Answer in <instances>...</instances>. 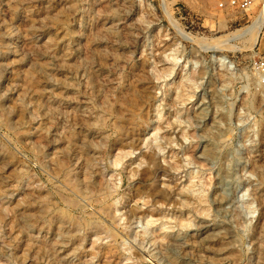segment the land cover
<instances>
[{"label":"rangeland","instance_id":"obj_1","mask_svg":"<svg viewBox=\"0 0 264 264\" xmlns=\"http://www.w3.org/2000/svg\"><path fill=\"white\" fill-rule=\"evenodd\" d=\"M262 9L0 0V264H264Z\"/></svg>","mask_w":264,"mask_h":264},{"label":"bare ground","instance_id":"obj_2","mask_svg":"<svg viewBox=\"0 0 264 264\" xmlns=\"http://www.w3.org/2000/svg\"><path fill=\"white\" fill-rule=\"evenodd\" d=\"M263 19H264V10L262 9L260 16L258 17V19L256 18L255 23H252V26L250 25L249 27H247V29H244L245 31H243L244 33L246 32L247 35L250 37L251 44H254V41L259 31L257 29L258 27L256 26L260 25L263 22ZM244 35H241V36H244Z\"/></svg>","mask_w":264,"mask_h":264},{"label":"built area","instance_id":"obj_3","mask_svg":"<svg viewBox=\"0 0 264 264\" xmlns=\"http://www.w3.org/2000/svg\"><path fill=\"white\" fill-rule=\"evenodd\" d=\"M244 5H245V3H244Z\"/></svg>","mask_w":264,"mask_h":264}]
</instances>
